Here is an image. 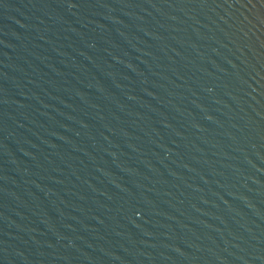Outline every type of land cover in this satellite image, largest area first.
I'll return each mask as SVG.
<instances>
[{
    "label": "water",
    "instance_id": "1",
    "mask_svg": "<svg viewBox=\"0 0 264 264\" xmlns=\"http://www.w3.org/2000/svg\"><path fill=\"white\" fill-rule=\"evenodd\" d=\"M0 264H264V0H0Z\"/></svg>",
    "mask_w": 264,
    "mask_h": 264
}]
</instances>
